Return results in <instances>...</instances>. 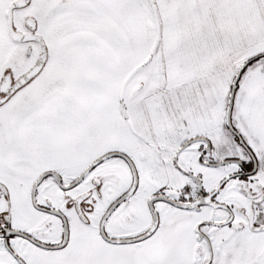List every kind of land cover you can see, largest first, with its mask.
Returning <instances> with one entry per match:
<instances>
[{"label":"snow or ice","instance_id":"6c2138e0","mask_svg":"<svg viewBox=\"0 0 264 264\" xmlns=\"http://www.w3.org/2000/svg\"><path fill=\"white\" fill-rule=\"evenodd\" d=\"M0 264H264V0H0Z\"/></svg>","mask_w":264,"mask_h":264}]
</instances>
